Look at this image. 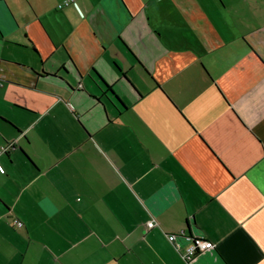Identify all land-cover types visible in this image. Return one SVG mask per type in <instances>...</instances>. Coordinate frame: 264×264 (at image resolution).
Wrapping results in <instances>:
<instances>
[{
    "label": "crops",
    "instance_id": "1",
    "mask_svg": "<svg viewBox=\"0 0 264 264\" xmlns=\"http://www.w3.org/2000/svg\"><path fill=\"white\" fill-rule=\"evenodd\" d=\"M64 1L0 0V264H264V0Z\"/></svg>",
    "mask_w": 264,
    "mask_h": 264
},
{
    "label": "built area",
    "instance_id": "2",
    "mask_svg": "<svg viewBox=\"0 0 264 264\" xmlns=\"http://www.w3.org/2000/svg\"><path fill=\"white\" fill-rule=\"evenodd\" d=\"M71 4H75V0H65L64 2L58 5V8L62 9L64 7L70 6ZM1 150H5V148L1 147L0 151ZM0 170L3 171L1 167H0ZM13 225L16 228H21L23 226V223L19 219H14ZM156 225H157V222L155 220H152L147 223V228L152 229ZM188 238H189L188 239L189 243L182 254L185 264H194V260L198 255L210 249H214L216 246L212 241L208 240L207 238L203 236H191ZM171 243L174 246L179 247L178 242H177V236H173L171 238Z\"/></svg>",
    "mask_w": 264,
    "mask_h": 264
}]
</instances>
